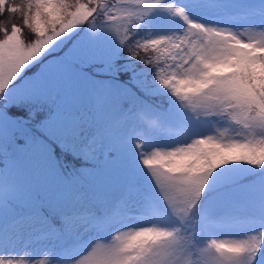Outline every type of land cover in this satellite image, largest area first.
I'll list each match as a JSON object with an SVG mask.
<instances>
[{
  "label": "rangeland",
  "instance_id": "374dc122",
  "mask_svg": "<svg viewBox=\"0 0 264 264\" xmlns=\"http://www.w3.org/2000/svg\"><path fill=\"white\" fill-rule=\"evenodd\" d=\"M117 2L118 13L86 24L63 58L51 50L81 22L83 8L64 17L74 7L69 0H22L23 20L0 13L8 29L0 35V87L10 82V100L44 99L34 107L44 114L41 133L29 128L34 111L27 105L0 106V237L9 234L0 240V264H185L189 245L176 233L188 224L187 195L253 170L204 199L196 252L201 264H264V118L245 110L251 93L232 72L234 52L238 60H252L264 50V0H200L201 6L189 0ZM256 2L263 8L248 13ZM176 12L184 24L166 20ZM25 26L32 41L17 32ZM126 35L133 43L159 47L176 93L174 112L161 114L163 120L155 116L143 130L135 118L155 110L130 103L131 91L120 81L92 75L110 70ZM42 52L38 66L18 76ZM90 59L99 63L86 64ZM259 65L254 61L253 69L261 72ZM121 100L126 107L118 106ZM90 102L96 107L87 117L97 127L81 152L102 164L90 169L91 203H80L101 205L118 196L121 205L102 217L96 209L71 215L74 239L67 244L48 230L11 232V216L24 214L33 226L42 206L60 212L70 205L74 169L65 168L70 153L61 146L70 143L78 114Z\"/></svg>",
  "mask_w": 264,
  "mask_h": 264
},
{
  "label": "trees",
  "instance_id": "16d2710c",
  "mask_svg": "<svg viewBox=\"0 0 264 264\" xmlns=\"http://www.w3.org/2000/svg\"><path fill=\"white\" fill-rule=\"evenodd\" d=\"M67 0H65L66 2ZM195 2L198 6L200 5V0H189ZM116 2V4H115ZM74 6V7H73ZM25 3H22V0H3L0 5V13L6 14V19L8 17L16 18L17 20L24 19V10ZM68 7H73L65 11L64 17L67 14L77 11L78 7L83 8L86 14L83 16L81 22L77 24L72 31L65 36L60 43H58L55 49L51 51L59 56H64V51L71 45L77 33H80L82 28L90 22L101 23L107 19H110L118 12V2L117 0H76L75 3L72 0H69ZM260 7L263 8V2H256L248 9L250 11H257ZM88 9V10H87ZM8 11L11 13L8 15ZM178 12L176 15H169V18L166 20L172 24H184L179 21ZM27 22L30 20L26 18ZM29 23V22H28ZM187 25V23H186ZM28 26L32 27L30 22ZM8 31L6 26V20L4 25L0 23V35L5 34ZM21 36H27L26 41H32L34 35L29 31V27L25 26L24 28L17 31ZM21 42L19 46L23 47L28 42ZM139 43V42H137ZM123 44H126L123 48H119L117 53L111 58L109 67L111 73L108 76H105L106 79L115 81L120 80L126 85H128L132 91L133 96L137 100V107H147L155 108L159 111L168 112L173 108V99L175 93L171 88V82L169 81V76L167 70L162 66V62L159 59L157 54L159 51L158 46L149 47V44H136L133 43L128 37L124 38ZM143 50L140 54V50ZM232 58V72L235 78L251 93L250 100L247 103L246 111H255L264 118V50H258L254 54V60H250L246 57L243 59L235 57L236 52H234ZM46 54L43 52L32 61L29 68H25L24 72L21 71L18 76L27 74L35 69L38 66V63L45 57ZM260 62L261 72L255 71L253 69L254 61ZM77 63V62H76ZM86 64L96 65L97 61H88ZM78 66V65H77ZM95 75V74H93ZM10 82L5 83L0 87V106L4 109H8L13 106H25L30 107L31 102L29 99H13L10 100L9 96L5 94ZM232 99L229 100L231 102ZM90 107H94V103L90 102ZM155 116H138L136 117V123L139 125L140 130L145 128V123ZM118 119V118H116ZM161 120V119H160ZM195 120V119H194ZM194 120L189 121V126ZM28 126L31 130L41 133L40 126L43 123V118L40 116V110H34V113L31 115L30 119H27ZM41 122V123H40ZM40 123V124H39ZM97 126L94 123V128ZM90 127L86 124H82L75 132L70 134V143L68 145L61 146L63 152L70 153L67 156V163L65 168L71 165L74 169L72 178L75 181L76 186L73 188L71 193L70 205L64 209V211H57L56 209L48 210L45 206H42L41 213L45 219L42 217H36L33 221L36 224V230H48L52 235L59 234L64 239V243L73 239L71 234V229L68 224L69 216L77 213L78 211H94L95 209L98 212L102 210H109L113 206V202L118 201V196L110 198L106 203L101 205L86 204L80 203L81 200H86L91 203L92 194L90 192V186L94 183V177L90 173L91 168H97L102 164V160L99 157H92L88 154L81 152L83 146L86 144L85 137L87 136ZM50 138H57L55 133L49 134ZM73 139H77L74 142H71ZM253 171H247L240 176L236 177L234 180L228 182H222L218 185L213 186H204L199 187L196 193H191L187 195L189 199V204L187 203L184 206L185 218L188 221V224H185L184 227L176 233V236L180 239H186L189 245V253L186 259L185 264H201L199 256L197 257L196 252V243L199 239L198 232L202 230V218L201 209L205 205L204 199L209 196V194L218 192L221 188L229 186L232 182H237L243 180L250 176V173ZM126 184V183H125ZM39 213V212H37ZM24 214L19 215L17 218H20L17 221V225L20 229L29 228L28 225L31 222H28L22 217ZM29 230V229H28ZM34 230V229H33ZM58 261H55V263ZM255 261H251L248 264H254ZM3 264V263H2Z\"/></svg>",
  "mask_w": 264,
  "mask_h": 264
}]
</instances>
